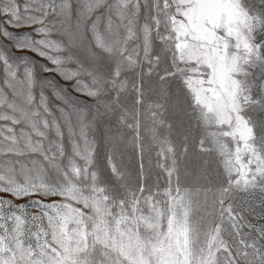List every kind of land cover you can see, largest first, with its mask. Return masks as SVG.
Masks as SVG:
<instances>
[{
  "label": "snow or ice",
  "instance_id": "obj_1",
  "mask_svg": "<svg viewBox=\"0 0 264 264\" xmlns=\"http://www.w3.org/2000/svg\"><path fill=\"white\" fill-rule=\"evenodd\" d=\"M0 264H264V0H0Z\"/></svg>",
  "mask_w": 264,
  "mask_h": 264
}]
</instances>
